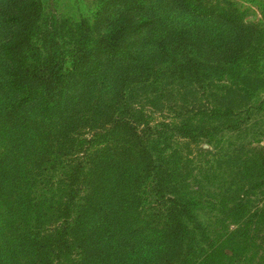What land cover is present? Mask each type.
<instances>
[{
  "label": "trees",
  "instance_id": "trees-1",
  "mask_svg": "<svg viewBox=\"0 0 264 264\" xmlns=\"http://www.w3.org/2000/svg\"><path fill=\"white\" fill-rule=\"evenodd\" d=\"M11 1L9 107L57 118L2 192L0 264H264V25L229 0H174L216 20L200 29L149 0H99L92 19Z\"/></svg>",
  "mask_w": 264,
  "mask_h": 264
},
{
  "label": "rangeland",
  "instance_id": "rangeland-1",
  "mask_svg": "<svg viewBox=\"0 0 264 264\" xmlns=\"http://www.w3.org/2000/svg\"><path fill=\"white\" fill-rule=\"evenodd\" d=\"M43 9L46 12H55L64 17H88L92 19V14L95 8L99 5V0H40ZM241 10L242 19L246 24H254L263 26L262 10L264 8V0H229ZM12 3L11 0H0V205L2 202V192L11 189V182L19 183L22 181V174H27L25 157L27 150H22V145L26 135L33 134L36 130L45 129L52 124V118H57L54 115H42L41 108L37 103L27 104L22 109L10 108L9 102L15 104L13 95L9 93L5 86L4 80L7 71V61L2 55V45L4 40L11 34V26L6 22L3 16V8ZM149 10L152 13H157L160 23L175 25L177 27H185L191 29L210 28L216 25V20L206 18H195L187 15L178 8L174 0H149ZM7 8V7H6ZM218 24V23H217ZM148 46V45H147ZM264 99V95L262 96ZM14 102V103H13ZM3 107L10 109L9 113L3 111ZM9 114L10 118L3 114ZM18 136L19 141L13 138V135ZM18 142V143H17ZM264 148V140L259 143ZM203 147H207L203 144ZM18 152L19 157L16 158L14 153ZM31 161L28 162L30 164ZM37 162V161H35ZM35 167V165H34ZM17 175L18 178L13 176ZM136 201L134 208L136 213L134 218L144 220L147 216V209L145 203L139 199ZM141 210L139 214L137 211ZM5 210L0 208V246L4 241V235L8 230H12L4 222ZM206 215L210 214V210L204 211ZM225 214V213H224ZM235 224L230 226L234 229ZM1 249V248H0ZM2 249L0 250V259L2 256Z\"/></svg>",
  "mask_w": 264,
  "mask_h": 264
}]
</instances>
